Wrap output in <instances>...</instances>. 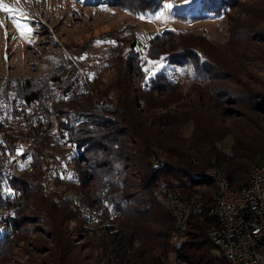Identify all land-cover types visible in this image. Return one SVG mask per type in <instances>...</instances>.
<instances>
[{
	"label": "trees",
	"instance_id": "obj_1",
	"mask_svg": "<svg viewBox=\"0 0 264 264\" xmlns=\"http://www.w3.org/2000/svg\"><path fill=\"white\" fill-rule=\"evenodd\" d=\"M94 1L111 2L136 14L156 11L163 4V0ZM200 1L202 14H227V41L216 44L206 34L181 29L158 32L146 56L166 63L151 75L145 68L146 56L135 47V34L130 43L117 34L103 61L114 69L107 80L97 74L82 87L71 78L74 68L64 62L39 77L0 81L13 103L37 99L47 106L52 100L72 145L71 186L92 203L109 181V197L122 212L99 238L85 237L84 222L66 193L69 187L53 188L46 179L49 163L44 144L37 142L34 170L16 172L25 197L16 207L10 231L0 236V264L9 253L7 244L17 239L15 235L23 237L31 222L46 225L53 243L50 251L62 261L76 247L68 229L71 221L73 230L87 239L85 258L93 264H232L222 252H213L216 246L208 232L217 225L214 215L191 216V225L174 242L171 213L152 193L161 181L178 183L210 207L215 187L209 168H219L237 189L264 155V68L259 64L264 62V0ZM233 8L235 15L230 14ZM186 60L191 62V74L178 71ZM224 102L244 109L232 106L226 112ZM234 116L244 123L235 128V123L227 122ZM21 132L11 137L24 138Z\"/></svg>",
	"mask_w": 264,
	"mask_h": 264
},
{
	"label": "rangeland",
	"instance_id": "obj_2",
	"mask_svg": "<svg viewBox=\"0 0 264 264\" xmlns=\"http://www.w3.org/2000/svg\"><path fill=\"white\" fill-rule=\"evenodd\" d=\"M3 3L19 10V13L13 14V18L19 21L22 27L18 30L8 12L0 11L1 82L15 78L39 77L56 71L64 62L69 69L74 68L72 80L77 79L83 85L97 74L103 75L107 80L111 78L114 69L103 64V61L107 58L111 37L117 34H121L128 43L135 34V47L144 56L151 38L158 32L169 29H181L198 36L206 34L209 40L216 44H224L229 36L227 14H202L200 0H163L158 10L137 14L111 2L94 0H3ZM166 5H171V8H166ZM236 12L237 9L233 8L230 14L235 15ZM161 13L164 14L163 17L157 19ZM24 25L27 27H23ZM98 41L101 43H97ZM144 58H147V75L155 73L166 63L164 59L156 60L148 56ZM259 64L264 68V62L260 61ZM178 71L191 74V62L186 60ZM83 91L86 92V89ZM222 106L226 112L232 106L244 109L242 105L228 102H224ZM207 116L212 118L210 114ZM227 122L235 123L236 128L237 124L244 123V119L234 116ZM226 143L229 147L230 137ZM71 148L70 144L65 147L69 159ZM82 163L85 165V161ZM263 163L264 155L259 158L257 164ZM92 184L94 185V182ZM60 187L65 188L67 185ZM74 224L71 221L68 229L76 247L67 257L64 255L65 259L62 261L59 254L53 256L50 251L53 243L50 234L46 232V225L42 222H31L27 223L23 237L15 235L14 238L17 239L12 244H7L9 253L2 259L1 264H75L72 261L78 264H93L85 258L89 253V249L84 248L87 239L73 230ZM5 231L6 227H1L0 236ZM213 252L220 254L221 250L214 247Z\"/></svg>",
	"mask_w": 264,
	"mask_h": 264
},
{
	"label": "built area",
	"instance_id": "obj_3",
	"mask_svg": "<svg viewBox=\"0 0 264 264\" xmlns=\"http://www.w3.org/2000/svg\"><path fill=\"white\" fill-rule=\"evenodd\" d=\"M82 87H85L83 83ZM19 131H23L24 138L11 137ZM65 132L59 125L52 100L47 106L37 99L25 104L13 103L0 88V195L4 200L0 204V228L10 231L16 207L25 196V187L17 182L16 172L34 170L37 142L44 144V158L49 163L46 179L53 188H62L64 184L69 187L66 193L84 222L85 237L99 238L108 230L111 220L122 216L120 207L109 197V181L92 203L85 202L71 186L73 170L65 152L68 144ZM207 174L215 187L210 207L205 206L198 194L185 191L178 183L161 181L153 187V195L171 213L172 240L178 242L182 238L191 225V216L214 215L217 225L209 230L208 236L232 264H264V163L253 165L237 189L230 186L219 168H209Z\"/></svg>",
	"mask_w": 264,
	"mask_h": 264
},
{
	"label": "snow or ice",
	"instance_id": "obj_4",
	"mask_svg": "<svg viewBox=\"0 0 264 264\" xmlns=\"http://www.w3.org/2000/svg\"><path fill=\"white\" fill-rule=\"evenodd\" d=\"M166 8H171V5H166ZM0 11H6L9 14L10 18H13V14L15 13H19L18 9L12 8L9 5H6L3 3V0H0ZM22 14V13H21ZM163 13H161L159 16H157V19H160L163 17ZM13 23L16 25L17 29L20 30L21 29V24L19 23V21H17L16 19L13 18ZM23 27H27L26 25H24ZM97 43H101V42H97ZM152 63H156V62H152Z\"/></svg>",
	"mask_w": 264,
	"mask_h": 264
},
{
	"label": "bare ground",
	"instance_id": "obj_5",
	"mask_svg": "<svg viewBox=\"0 0 264 264\" xmlns=\"http://www.w3.org/2000/svg\"><path fill=\"white\" fill-rule=\"evenodd\" d=\"M42 29V28H41Z\"/></svg>",
	"mask_w": 264,
	"mask_h": 264
}]
</instances>
